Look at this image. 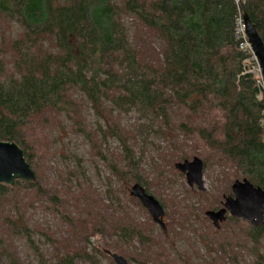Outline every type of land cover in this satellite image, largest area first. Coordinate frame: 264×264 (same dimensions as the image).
<instances>
[{
  "label": "trees",
  "instance_id": "1",
  "mask_svg": "<svg viewBox=\"0 0 264 264\" xmlns=\"http://www.w3.org/2000/svg\"><path fill=\"white\" fill-rule=\"evenodd\" d=\"M241 14L264 43V0H0V24L10 23L18 32L10 41L3 35L0 44V142L15 143L37 178L0 185V233L13 243L0 239V264H26L15 255V242L29 248L37 264H97L92 239L98 235L136 237L150 245L134 222L109 215L101 201L89 202L84 222L62 202L60 191L49 194L42 187L34 168L33 151H39L32 141L35 148L28 145L31 138L44 143L42 128L63 132L66 143L81 140L89 158L102 160L112 178L134 180L149 195L134 175L137 159L149 149L161 154L163 142L174 151L187 148L179 153L180 163L197 157L204 170L213 166L227 191L244 179L264 191V102L250 73L255 63L236 37ZM135 26L154 35L153 53L139 45ZM114 143L118 149H112ZM29 200L37 209L28 210ZM38 206L67 224L79 253L67 239L61 245L70 252H57L60 241L44 235L41 218L31 216ZM81 207L85 213L86 204ZM228 221L244 222L255 264H264L259 252L264 224ZM160 234L168 239V227ZM239 256L232 253L227 263L243 264Z\"/></svg>",
  "mask_w": 264,
  "mask_h": 264
},
{
  "label": "rangeland",
  "instance_id": "2",
  "mask_svg": "<svg viewBox=\"0 0 264 264\" xmlns=\"http://www.w3.org/2000/svg\"><path fill=\"white\" fill-rule=\"evenodd\" d=\"M57 1L63 2V0ZM120 1L123 2V0ZM3 35L6 41H10L17 38L18 32L13 30L10 23L2 22L0 44ZM133 35L137 38L139 45L144 46L146 53L151 54L155 51L157 42L150 31L135 26ZM41 134L44 140L41 146L39 142L35 143L33 138L28 141V145L34 147V143L39 151H33L34 168L41 179L42 187H45L49 194L56 189L60 191L62 202L70 207L74 217H80L84 222L89 220V211L92 209L89 208V202L91 206H95V203L101 201L105 206L103 209L105 211L107 209L109 215L116 213V217L127 216L129 219L127 223L134 222L137 229L142 232L143 238L150 243V245H141L136 237L131 241L118 239L117 236L113 238L108 235L95 236L92 239V247L95 246L99 250L96 255L97 264H115L104 252L106 250L124 257L131 264H213L214 259L216 264H228L227 258L232 256V253L240 254L239 261L243 264L256 263V257L253 255L255 247L242 232L246 230L244 222L227 221L222 225V230L218 231L205 217L207 212L220 208L225 198L230 197L231 194L229 190H226L227 186L222 183V178L218 177L213 166L210 165L204 172V192H200L196 187L189 188L185 175L175 169V165L180 163L179 153L187 148L178 146L174 151L169 149V143L163 142L161 154L157 155L149 149L145 156L141 157L140 149L135 146L137 158H141L137 159L139 167L134 175L137 174L151 195L166 207L165 223L170 236L165 239L161 237L162 230L154 223L148 211L130 196L129 192L135 185L134 180L126 183L112 178L106 172L107 168L102 160L89 158V153L84 149L85 144L77 138H72L70 143H66L67 141L64 142L66 135L63 132L58 134L54 127L42 128ZM172 137L169 136L170 141ZM118 145L119 143H114L111 147L118 149ZM74 154L79 156V161L73 157ZM194 158L197 157L187 161L192 162ZM109 188L112 192L110 194H108ZM69 191H71L70 195H68ZM33 195L34 193H31V196ZM82 203L87 206L85 213L81 207ZM28 204V210L37 209L36 204H31L30 200ZM38 207L39 210L36 213L31 211V216L41 218L40 231L44 235L50 237L54 243L56 240L60 241V245L58 244L55 248L58 249L57 252L61 255L70 252L65 243L61 245L67 239L73 252L79 253V250H74L71 238L75 237L73 232L68 230L67 224L50 211L46 212L40 206ZM8 212L9 208L6 214ZM3 217L4 215L1 216L0 222ZM0 239L13 244L5 233H0ZM82 239L87 242L89 234L84 235ZM106 245H115L116 249L107 248ZM14 247L15 255L18 254V257L26 264H37L29 248L21 242H15ZM211 249L215 252H211ZM41 250L44 251L43 255H48L49 252H45L46 249ZM259 252L263 257L264 243L259 246ZM76 264L89 263L77 262Z\"/></svg>",
  "mask_w": 264,
  "mask_h": 264
},
{
  "label": "water",
  "instance_id": "3",
  "mask_svg": "<svg viewBox=\"0 0 264 264\" xmlns=\"http://www.w3.org/2000/svg\"><path fill=\"white\" fill-rule=\"evenodd\" d=\"M244 22L249 44L258 60L264 78V43L255 25L246 15ZM175 169L185 175L189 188L196 187L200 192L205 191V168L202 160L194 158L192 162L178 163L175 165ZM36 180V175L26 162L23 151L15 143L0 142V185L13 187L16 181L35 182ZM231 190L233 196L225 198L223 209L206 213V217L212 222L213 227L216 230L221 229V225L227 220V214L231 218L247 221L253 227L262 226L264 224V191L254 187L246 179L236 181ZM129 193L148 211L154 223L164 233H167V226L164 222L165 209L162 204L155 197L149 195L141 185H134ZM105 253L115 264H129L124 257L118 254H113L110 251H105Z\"/></svg>",
  "mask_w": 264,
  "mask_h": 264
},
{
  "label": "built area",
  "instance_id": "4",
  "mask_svg": "<svg viewBox=\"0 0 264 264\" xmlns=\"http://www.w3.org/2000/svg\"><path fill=\"white\" fill-rule=\"evenodd\" d=\"M236 37L238 40L241 41V46H240L241 50L247 51L251 55V60L255 63V66L250 71V73H252L254 78L256 79L257 88L259 91L257 97L260 101L264 102V78L262 76V70H261L260 65L258 63V60H257L256 56L254 55V52L251 48V45L249 44V40H248V37L246 35V27H245L243 14H241L237 19ZM261 126L264 130V110L261 114ZM263 260H264V255H263Z\"/></svg>",
  "mask_w": 264,
  "mask_h": 264
},
{
  "label": "flooded vegetation",
  "instance_id": "5",
  "mask_svg": "<svg viewBox=\"0 0 264 264\" xmlns=\"http://www.w3.org/2000/svg\"><path fill=\"white\" fill-rule=\"evenodd\" d=\"M232 191V190H231ZM232 193V192H231ZM152 196V195H151ZM231 196H233V194L231 195ZM221 209H223V204H222V206L220 207V208H218V209H216V210H212V211H220ZM165 216H166V214H165ZM205 217H206V214H205ZM207 218V217H206ZM231 217L229 216V214H227V220H226V222L230 219ZM208 219V218H207ZM164 222H165V217H164ZM225 222V223H226ZM212 223V222H211ZM224 224V223H223ZM222 224V225H223ZM213 225V224H212ZM222 225H221V227H222ZM220 230V229H219ZM218 230V231H219ZM128 262V261H127ZM129 263V262H128ZM129 264H131V263H129ZM152 264H154V263H152ZM159 264H162V263H159Z\"/></svg>",
  "mask_w": 264,
  "mask_h": 264
}]
</instances>
